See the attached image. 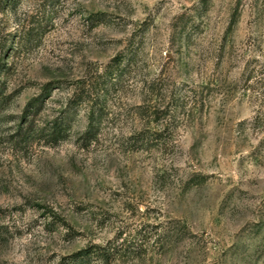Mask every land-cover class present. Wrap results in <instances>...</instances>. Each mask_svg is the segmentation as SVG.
I'll return each mask as SVG.
<instances>
[{"label":"rangeland","instance_id":"374dc122","mask_svg":"<svg viewBox=\"0 0 264 264\" xmlns=\"http://www.w3.org/2000/svg\"><path fill=\"white\" fill-rule=\"evenodd\" d=\"M0 60V264H264V0H0Z\"/></svg>","mask_w":264,"mask_h":264},{"label":"trees","instance_id":"16d2710c","mask_svg":"<svg viewBox=\"0 0 264 264\" xmlns=\"http://www.w3.org/2000/svg\"><path fill=\"white\" fill-rule=\"evenodd\" d=\"M0 68L1 70H3V64H2V60H0ZM6 71V70H3ZM50 87V85H47L46 89H48ZM5 84L3 82L0 81V104L4 103L6 101V99H8V97H6V95L4 94L5 92ZM37 101V100H36ZM32 108H37V105H31ZM62 125V124H61ZM61 132V128L59 127V123L57 122L53 128L51 129V133H50V138L52 141H57L59 138V134ZM85 261H87V256L82 257V260L80 261V263L78 264H83L85 263Z\"/></svg>","mask_w":264,"mask_h":264}]
</instances>
